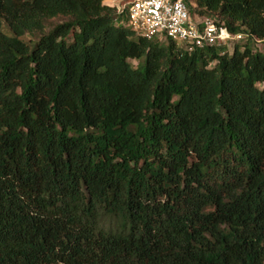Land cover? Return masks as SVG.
I'll return each mask as SVG.
<instances>
[{"label":"trees","instance_id":"trees-1","mask_svg":"<svg viewBox=\"0 0 264 264\" xmlns=\"http://www.w3.org/2000/svg\"><path fill=\"white\" fill-rule=\"evenodd\" d=\"M184 1L244 37L0 0V264H264V0Z\"/></svg>","mask_w":264,"mask_h":264},{"label":"built area","instance_id":"built-area-1","mask_svg":"<svg viewBox=\"0 0 264 264\" xmlns=\"http://www.w3.org/2000/svg\"><path fill=\"white\" fill-rule=\"evenodd\" d=\"M121 1L114 5L119 10L127 8L130 25L148 39L171 37L180 44L200 47L206 44L232 46L244 37L243 33H231L210 16H192L184 0H128L123 4Z\"/></svg>","mask_w":264,"mask_h":264},{"label":"rangeland","instance_id":"rangeland-1","mask_svg":"<svg viewBox=\"0 0 264 264\" xmlns=\"http://www.w3.org/2000/svg\"><path fill=\"white\" fill-rule=\"evenodd\" d=\"M108 3L110 4H117L118 3V0H107ZM59 22L58 20H54L52 21V23L46 28V31L49 30V28L52 26L53 22ZM26 40H30V39H35L36 38V35H26L24 37ZM244 42L241 41L239 43H242ZM252 46L254 47L255 50H260V51H264V41H260V40H255L252 42ZM145 61V56H142L141 58H135V59H131V62L133 64V66L137 67L140 63H143Z\"/></svg>","mask_w":264,"mask_h":264}]
</instances>
